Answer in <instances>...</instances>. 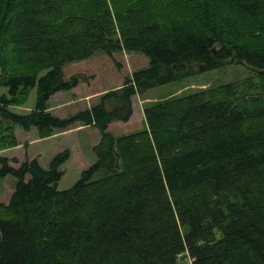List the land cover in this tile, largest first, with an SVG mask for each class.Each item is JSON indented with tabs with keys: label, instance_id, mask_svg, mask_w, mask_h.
<instances>
[{
	"label": "trees",
	"instance_id": "trees-1",
	"mask_svg": "<svg viewBox=\"0 0 264 264\" xmlns=\"http://www.w3.org/2000/svg\"><path fill=\"white\" fill-rule=\"evenodd\" d=\"M140 52L146 69L68 118L48 112L84 79L62 67L97 51ZM230 64L252 78L143 108L144 128L115 137L132 97ZM0 118L40 138L95 127V161L58 188L47 169L0 156L16 183L0 204V264H264V0H0ZM35 90L34 108L18 115ZM0 122V150L17 145Z\"/></svg>",
	"mask_w": 264,
	"mask_h": 264
},
{
	"label": "rangeland",
	"instance_id": "rangeland-1",
	"mask_svg": "<svg viewBox=\"0 0 264 264\" xmlns=\"http://www.w3.org/2000/svg\"><path fill=\"white\" fill-rule=\"evenodd\" d=\"M148 66L149 60L142 53L125 50L116 51L111 57L102 51H97L84 60L68 63L62 67L63 79L68 80L70 76L75 74L83 75L84 79L79 82L75 89L69 92H60L50 102L48 101L47 110L54 117L61 119L75 115L97 104L104 93L122 87L124 80L133 72L146 69ZM248 78L258 82L256 71L250 67L242 64H230L216 70L199 73L190 78L158 86L133 96V113L130 121L126 124L113 122L108 127V131L115 137L138 132L145 126L143 108L153 102L171 96L187 95L206 87L243 81ZM5 93L6 89L0 87V95ZM34 102L35 90H31L24 105L10 107L9 110L18 115H25L34 108ZM0 122H4L13 128L18 143L15 147L0 150L3 151L1 157L17 160V162L10 161L9 165L10 163L19 165L25 159H36L37 157L31 159L30 156L37 152L40 154V161L45 167L44 169H47L53 157L64 150L69 151V159L61 167L64 175L59 182L58 188L60 190L72 187L79 179L80 172L95 161L92 147L100 139V133L95 127H86L76 123L66 130H57L46 138H40L35 127L24 130L20 126L13 125L1 118ZM15 183L16 180L12 176L0 178V188L6 196L14 189Z\"/></svg>",
	"mask_w": 264,
	"mask_h": 264
},
{
	"label": "crops",
	"instance_id": "crops-1",
	"mask_svg": "<svg viewBox=\"0 0 264 264\" xmlns=\"http://www.w3.org/2000/svg\"><path fill=\"white\" fill-rule=\"evenodd\" d=\"M76 88V87H75ZM74 88V89H75ZM73 90V89H72ZM60 92H58V93H55L54 95H52L51 97H50V99L48 100L49 102L51 101V99L54 97V96H56L57 94H59ZM30 111V109H27V111ZM130 121V120H129ZM129 121H127L126 123H128ZM126 123H124V124H126ZM112 124V123H111ZM110 124V125H111ZM109 125V126H110ZM79 127H81V126H79ZM87 127V126H86ZM88 127H92V126H88ZM58 137V136H57ZM48 140V139H47ZM0 156H3V151H0ZM40 156V154L39 153H37V152H35V153H33V156H30V158L32 159V158H36L37 159V161H38V163H39V165L42 167V168H45V167H43V165H42V163H41V157H39ZM72 156V155H71ZM18 158V157H17ZM10 165L12 166V167H14V168H18L19 166H20V164L19 165H17V164H15V163H10ZM90 166V165H89ZM6 178V177H5ZM2 179H4V178H2ZM59 186V185H58ZM13 190L14 189H12L11 190V192L8 194V196H6V194H4V192H3V190L0 188V203H2V204H7L8 203V201H9V198H10V196H11V194L13 193Z\"/></svg>",
	"mask_w": 264,
	"mask_h": 264
}]
</instances>
